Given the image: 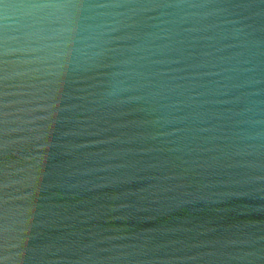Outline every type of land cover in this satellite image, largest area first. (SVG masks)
<instances>
[{
    "label": "clouds",
    "instance_id": "obj_1",
    "mask_svg": "<svg viewBox=\"0 0 264 264\" xmlns=\"http://www.w3.org/2000/svg\"><path fill=\"white\" fill-rule=\"evenodd\" d=\"M0 264H264V0H0Z\"/></svg>",
    "mask_w": 264,
    "mask_h": 264
}]
</instances>
